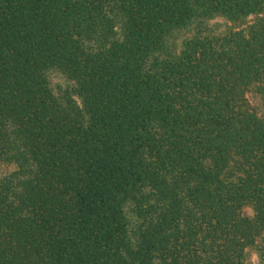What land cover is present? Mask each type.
<instances>
[{"label": "trees", "instance_id": "1", "mask_svg": "<svg viewBox=\"0 0 264 264\" xmlns=\"http://www.w3.org/2000/svg\"><path fill=\"white\" fill-rule=\"evenodd\" d=\"M0 170V264H264V0H0Z\"/></svg>", "mask_w": 264, "mask_h": 264}, {"label": "rangeland", "instance_id": "2", "mask_svg": "<svg viewBox=\"0 0 264 264\" xmlns=\"http://www.w3.org/2000/svg\"><path fill=\"white\" fill-rule=\"evenodd\" d=\"M209 24H210V26H212L213 28H215V29H219V30H222V29H224L225 28V26L227 25V23L223 20V19H221V18H214V19H211V20H209V22H208ZM4 172V170H0V174H2ZM250 209L249 208H247V207H245V208H243L242 209V214L243 215H247V216H249L250 215ZM249 258H250V260H252V261H254V259H255V255H254V253L253 252H250V256H249Z\"/></svg>", "mask_w": 264, "mask_h": 264}]
</instances>
